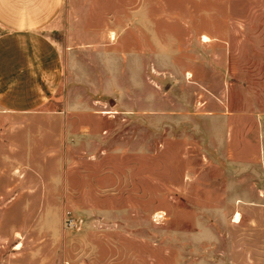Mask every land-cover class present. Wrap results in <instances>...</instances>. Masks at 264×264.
Returning <instances> with one entry per match:
<instances>
[{
    "label": "rangeland",
    "instance_id": "374dc122",
    "mask_svg": "<svg viewBox=\"0 0 264 264\" xmlns=\"http://www.w3.org/2000/svg\"><path fill=\"white\" fill-rule=\"evenodd\" d=\"M150 1L0 110V264H264V0Z\"/></svg>",
    "mask_w": 264,
    "mask_h": 264
},
{
    "label": "crops",
    "instance_id": "0c3cea01",
    "mask_svg": "<svg viewBox=\"0 0 264 264\" xmlns=\"http://www.w3.org/2000/svg\"><path fill=\"white\" fill-rule=\"evenodd\" d=\"M120 3L0 0V110L27 113L46 105L65 81L64 69L71 66L73 45L120 35ZM150 5V0H143L122 15L129 29L152 35L156 18ZM104 6L110 9L104 10ZM73 38L79 42H72Z\"/></svg>",
    "mask_w": 264,
    "mask_h": 264
},
{
    "label": "bare ground",
    "instance_id": "6f19581e",
    "mask_svg": "<svg viewBox=\"0 0 264 264\" xmlns=\"http://www.w3.org/2000/svg\"><path fill=\"white\" fill-rule=\"evenodd\" d=\"M203 40H204V41H207L208 38H207L206 36H204V37H203ZM236 219H238V214H236Z\"/></svg>",
    "mask_w": 264,
    "mask_h": 264
}]
</instances>
